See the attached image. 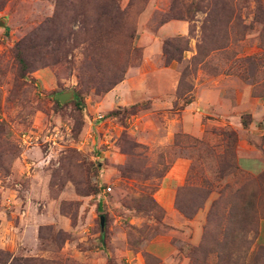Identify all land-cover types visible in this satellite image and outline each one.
Listing matches in <instances>:
<instances>
[{
    "label": "rangeland",
    "instance_id": "rangeland-1",
    "mask_svg": "<svg viewBox=\"0 0 264 264\" xmlns=\"http://www.w3.org/2000/svg\"><path fill=\"white\" fill-rule=\"evenodd\" d=\"M197 1L134 0L132 37L91 61L88 31L57 62L55 34L36 29L54 0H0V252L57 264H235L232 251L217 256L244 218L250 250L264 247V0H210L208 23L190 15ZM162 26L171 30L159 37ZM166 39L186 51L164 66ZM120 70L117 84L137 93L131 104L91 88ZM251 255L242 261L264 264Z\"/></svg>",
    "mask_w": 264,
    "mask_h": 264
},
{
    "label": "trees",
    "instance_id": "trees-1",
    "mask_svg": "<svg viewBox=\"0 0 264 264\" xmlns=\"http://www.w3.org/2000/svg\"><path fill=\"white\" fill-rule=\"evenodd\" d=\"M133 1L134 0H129L127 7L125 9H120L116 0H54V11L52 16L44 20L36 29L40 32H51L53 36L55 34L53 42L56 47L53 49V53L57 55V62L60 60L67 62V54H69L70 50L75 48L78 43L83 42L84 34L90 31L93 36L89 42L91 48H93L90 60L97 61L101 56L99 54L103 53L102 45L113 42L117 36H120L122 40L124 38L129 39L132 37V30L130 29L131 27L128 24L126 15L127 9ZM210 4H212V1L210 0H198L194 4V8L190 12V15L193 14V12L194 14L196 12L204 13L206 19H204L203 23L210 22V15L214 13V7L213 5L210 6ZM190 18H192L191 16L189 17V20L192 21ZM67 21L68 24H74V27H72V25L71 27H67ZM164 22L165 21L162 23ZM55 27H57V31L55 30ZM36 35L35 32L31 33V36L33 37ZM48 38L50 39V37ZM68 42H70V45ZM129 49L134 51L133 48ZM184 51H186V46L181 47L177 42L173 45L171 44L170 39L164 40L162 44L164 66L171 61L179 62L181 60V53ZM13 56L18 64L20 75H23L28 71V67L23 58L24 51L21 48V44L17 43L14 46ZM80 73L83 75L82 71ZM123 73L124 71L121 72L120 70L118 73H114L115 77L111 82L106 84L99 83L100 85H93L91 88L97 93H106L122 80ZM82 75H79L78 77L79 82ZM84 84L87 90H89L88 87L93 83L88 81ZM246 124V120L242 119V127H245ZM247 207H252L250 202L247 204ZM178 208L179 210H182L180 207ZM181 212L187 214L183 210ZM244 215L245 214H242L243 218ZM243 223L245 227H242L241 230L240 228H236L235 230L234 228L231 229L230 240L229 237H225L223 245H225L226 248L224 249V246L222 245L223 248H221V251L223 253L218 255L217 258H230L227 252L228 250L234 253L235 264H247V262H243L242 260L245 261V258L251 253L252 258L262 255L264 256V247L262 246L257 247L255 250H250L252 244L250 237H252V234L254 233V228L248 226L249 223L245 221V218L243 219ZM245 228L246 230H243ZM238 234H240L239 241L241 243L238 241L234 246L229 247L228 245H231L235 241ZM224 253H226L225 257L222 255ZM9 259L10 261L8 262ZM0 264H57V262L35 258L14 259L10 257L8 252H0Z\"/></svg>",
    "mask_w": 264,
    "mask_h": 264
},
{
    "label": "crops",
    "instance_id": "crops-1",
    "mask_svg": "<svg viewBox=\"0 0 264 264\" xmlns=\"http://www.w3.org/2000/svg\"><path fill=\"white\" fill-rule=\"evenodd\" d=\"M167 30L168 32H170L171 29L170 28L166 29L164 26H162L158 31L159 37H161L160 35H163L162 33L167 32ZM132 88H134V86L130 82L126 80L122 81V83L115 85L111 90L105 93L104 100L105 102L108 101L110 102L113 99L114 95L117 94L119 95V92H121V95H119L118 98V102L122 104H126V103L131 104L133 103L131 101L132 95L135 97L136 96L135 94H137L135 91L131 92Z\"/></svg>",
    "mask_w": 264,
    "mask_h": 264
},
{
    "label": "water",
    "instance_id": "water-1",
    "mask_svg": "<svg viewBox=\"0 0 264 264\" xmlns=\"http://www.w3.org/2000/svg\"><path fill=\"white\" fill-rule=\"evenodd\" d=\"M0 27H2V23H0ZM70 97L69 93H62V94H57L54 96V99L57 100L59 104H62L64 101H66ZM102 219H100V225H101Z\"/></svg>",
    "mask_w": 264,
    "mask_h": 264
},
{
    "label": "built area",
    "instance_id": "built-area-1",
    "mask_svg": "<svg viewBox=\"0 0 264 264\" xmlns=\"http://www.w3.org/2000/svg\"><path fill=\"white\" fill-rule=\"evenodd\" d=\"M110 189L109 188H106V191L108 192Z\"/></svg>",
    "mask_w": 264,
    "mask_h": 264
}]
</instances>
